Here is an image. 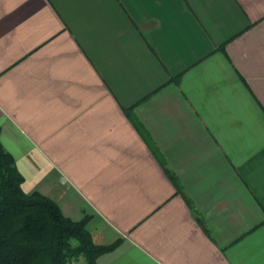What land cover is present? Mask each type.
Here are the masks:
<instances>
[{
	"label": "crops",
	"instance_id": "obj_1",
	"mask_svg": "<svg viewBox=\"0 0 264 264\" xmlns=\"http://www.w3.org/2000/svg\"><path fill=\"white\" fill-rule=\"evenodd\" d=\"M0 142L96 264H264V0H0Z\"/></svg>",
	"mask_w": 264,
	"mask_h": 264
},
{
	"label": "trees",
	"instance_id": "obj_2",
	"mask_svg": "<svg viewBox=\"0 0 264 264\" xmlns=\"http://www.w3.org/2000/svg\"><path fill=\"white\" fill-rule=\"evenodd\" d=\"M23 176L0 142V264H96L111 245H98L86 229L88 216L73 221L49 197L22 189Z\"/></svg>",
	"mask_w": 264,
	"mask_h": 264
},
{
	"label": "built area",
	"instance_id": "obj_3",
	"mask_svg": "<svg viewBox=\"0 0 264 264\" xmlns=\"http://www.w3.org/2000/svg\"><path fill=\"white\" fill-rule=\"evenodd\" d=\"M70 264H84V263L78 260H72Z\"/></svg>",
	"mask_w": 264,
	"mask_h": 264
},
{
	"label": "rangeland",
	"instance_id": "obj_4",
	"mask_svg": "<svg viewBox=\"0 0 264 264\" xmlns=\"http://www.w3.org/2000/svg\"><path fill=\"white\" fill-rule=\"evenodd\" d=\"M33 192V191H32ZM27 193V192H26Z\"/></svg>",
	"mask_w": 264,
	"mask_h": 264
}]
</instances>
